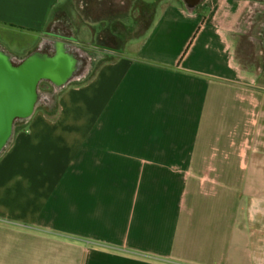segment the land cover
Returning a JSON list of instances; mask_svg holds the SVG:
<instances>
[{"label":"crops","instance_id":"0c3cea01","mask_svg":"<svg viewBox=\"0 0 264 264\" xmlns=\"http://www.w3.org/2000/svg\"><path fill=\"white\" fill-rule=\"evenodd\" d=\"M60 1L0 24L40 35ZM258 2L161 0L33 112L0 156V264H264V88L235 54Z\"/></svg>","mask_w":264,"mask_h":264},{"label":"rangeland","instance_id":"374dc122","mask_svg":"<svg viewBox=\"0 0 264 264\" xmlns=\"http://www.w3.org/2000/svg\"><path fill=\"white\" fill-rule=\"evenodd\" d=\"M160 1L161 0H115L114 3L116 7H114L111 14H102L103 20L115 17L121 21V24L124 26L125 29L122 30L124 38L121 42L123 50H126L127 41L130 44L131 41H133L132 39H135L132 36L144 32L143 29L146 27L148 19L155 15L153 14V10L147 7V4H156L158 10ZM60 3L70 10L77 28L75 33L77 39H73L72 37L62 38L61 36H65L67 32L57 23H54L51 27V31L58 34V36L51 38L52 41H56L53 44L47 35H38L20 28L16 29L0 24V48L11 57L14 56L16 60H21L35 53L51 54L55 50L56 43L59 42L73 50L80 60L78 69L69 80V82L74 83L79 81L80 78L85 77V75L90 76L99 62L102 61L104 63L109 60H114L122 53L108 48L97 49L91 44L95 39L93 26L84 23L80 19L76 12L74 1L61 0ZM247 21L246 29L242 31L236 40V61L244 70L251 71L256 85L264 88V0H260V2L252 7ZM104 26L102 22V35L104 34ZM112 45L111 43L109 47L111 48ZM128 49L126 52L132 54ZM67 85H69V83L65 86ZM65 86L54 85L49 80L41 82L39 84V95L34 111L44 110L42 108V100L45 99L46 90L55 89L57 93L61 94L66 88ZM22 125L23 123H20L19 126ZM15 128L16 125L14 123L12 134H15ZM11 140L12 136L9 142H11Z\"/></svg>","mask_w":264,"mask_h":264},{"label":"water","instance_id":"95a60500","mask_svg":"<svg viewBox=\"0 0 264 264\" xmlns=\"http://www.w3.org/2000/svg\"><path fill=\"white\" fill-rule=\"evenodd\" d=\"M79 62L78 55L59 42L53 53H35L17 63L0 48V153L12 136L14 123L33 114L39 84L49 80L65 86Z\"/></svg>","mask_w":264,"mask_h":264},{"label":"trees","instance_id":"16d2710c","mask_svg":"<svg viewBox=\"0 0 264 264\" xmlns=\"http://www.w3.org/2000/svg\"><path fill=\"white\" fill-rule=\"evenodd\" d=\"M74 6L76 9V12L80 19L91 26H93L95 39L91 44H93L97 49H113L117 52L124 53V50L122 49L121 42L124 38L122 30L125 29L124 26L121 24V21L116 19L115 17H110L108 19H102L103 13H109L113 11L115 6L114 1L115 0H73ZM147 7L151 10H153V14H155L157 10L156 4H147ZM152 17L148 19V23H146V27L143 29L145 30L148 25L152 21ZM102 22L104 23V34L102 35ZM54 23H57L60 27H62L67 34L65 36H61L62 38H70L77 39L75 36L76 33V25L73 21V18L71 16L70 10L65 7V5H62L61 3L58 4L52 11L49 21L47 23V26L44 30H42V34L47 35L49 37V40L52 41L51 38H54L58 36V34H55L51 31V27ZM142 33H138L132 37H137L141 35ZM68 35V36H67ZM131 38V37H129ZM128 39V38H127ZM55 43L52 41V44ZM113 44L110 48L109 45ZM15 62H20L21 60H14ZM102 61L99 62L96 67L93 69V72L91 75H85V77H82L77 82H68L69 84L79 85L83 84L87 81H89L97 72L98 68L102 65ZM55 85V84H54ZM59 93L56 92L55 89H50L45 91V99L42 100L43 106L42 108L45 110V112L48 115H53L56 113L58 109V97ZM28 121V118L26 119H20L15 122L16 128L15 131H18L22 129ZM20 123H23L22 126H19ZM11 142L8 141L6 147L4 150H6L10 146ZM3 151L0 153V156L2 155Z\"/></svg>","mask_w":264,"mask_h":264},{"label":"flooded vegetation","instance_id":"af4514ba","mask_svg":"<svg viewBox=\"0 0 264 264\" xmlns=\"http://www.w3.org/2000/svg\"><path fill=\"white\" fill-rule=\"evenodd\" d=\"M12 60L14 61V60H16V58L14 57V56H12ZM23 60V59H22ZM15 62V61H14ZM17 63V62H16Z\"/></svg>","mask_w":264,"mask_h":264},{"label":"bare ground","instance_id":"6f19581e","mask_svg":"<svg viewBox=\"0 0 264 264\" xmlns=\"http://www.w3.org/2000/svg\"><path fill=\"white\" fill-rule=\"evenodd\" d=\"M42 54V53H41Z\"/></svg>","mask_w":264,"mask_h":264}]
</instances>
